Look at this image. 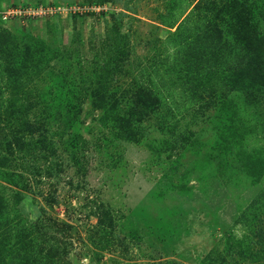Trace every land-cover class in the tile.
I'll use <instances>...</instances> for the list:
<instances>
[{
  "label": "rangeland",
  "instance_id": "374dc122",
  "mask_svg": "<svg viewBox=\"0 0 264 264\" xmlns=\"http://www.w3.org/2000/svg\"><path fill=\"white\" fill-rule=\"evenodd\" d=\"M231 1L264 16V0H0V264H264V91L248 107L234 89L254 73L264 86V56L225 35L222 60L188 57L206 26L238 22ZM24 6L43 14L2 17ZM104 60L124 68L110 90L158 98L139 142L87 90ZM22 104L40 131L21 126Z\"/></svg>",
  "mask_w": 264,
  "mask_h": 264
},
{
  "label": "trees",
  "instance_id": "16d2710c",
  "mask_svg": "<svg viewBox=\"0 0 264 264\" xmlns=\"http://www.w3.org/2000/svg\"><path fill=\"white\" fill-rule=\"evenodd\" d=\"M205 6H208L206 10L212 11L213 9H217V7L222 8L225 7V3L227 0H203ZM238 2L231 1V11L230 14H234L235 16L238 15V22L236 24H232L229 22L224 23L223 28L219 26H206L205 29V40L206 45L201 41L202 45L197 44L191 52L190 60L194 62H201L205 56V54L210 50L211 57L215 56L216 54L217 59L222 60L223 54H218L213 49V44L215 39L218 42L224 41L223 51L227 50L228 44V37L234 39V47L233 50L236 52L235 54H245L255 56L254 60L261 64V58L264 56V16H257L258 7L255 5L252 6H242L241 4H237ZM229 5V6H230ZM229 28V35L226 34V28ZM233 29V30H232ZM237 30V33L234 37V31ZM228 37H226V36ZM205 47H204V45ZM230 43V39H229ZM209 49V50H208ZM214 53V54H213ZM195 54H199V58H196ZM36 62V59L31 60ZM190 63V62H189ZM187 63V64H189ZM122 65H117L115 68L108 61H100L97 65L92 67V71H98V76L102 77V81L94 84L92 87H88V91L90 94L94 96V106L96 108L103 110V123L107 124L110 122V118H113V121L117 125L118 130L120 131L121 138L130 139L135 142H139L142 138L146 137V131H141L140 123L146 119H150L152 117V113L156 112L158 107L159 101L158 98L154 97L151 93V90L148 88H144L141 86L135 87L134 89L131 88H123L119 89L116 87L117 90L112 88L109 89L111 86L110 83L113 80V76L115 72L119 73L124 68ZM257 72L261 71L258 70V66L256 68ZM50 74H53L54 71H50ZM64 79L61 81V84L58 86L60 90L64 93L71 94L69 87H67V79L68 74L63 73ZM257 73L253 75H246V78L241 81L240 87L234 88L235 90L241 93V98H243V102L246 106L249 104H254V107L258 105L261 101V97H263L264 86L260 85V82L257 81ZM58 78V75H57ZM93 82V81H91ZM237 82H239L237 80ZM94 83V82H93ZM237 86V85H236ZM197 87H201V84ZM117 92V93H116ZM201 98H203L201 96ZM240 98V95L238 96ZM211 100H205L201 105V108L208 109L210 106ZM80 104L77 103L80 109ZM31 105V104H28ZM24 104L22 106H17L16 109L14 108V113L18 114V120L22 122L21 126H24V130L29 131H40L42 128L37 126L36 121H32L29 119V116H26L25 119L19 115L24 109V113L27 114L29 112L30 107ZM229 110L231 109L230 103ZM249 107V106H248ZM66 112L69 116H66L65 119V127H71L75 123L77 119V115L79 112L75 110L74 106L71 108H67ZM165 118L168 115H163ZM46 124V123H45ZM165 122H160L159 125L156 126V129H163L165 128ZM136 129V131H135ZM173 132V131H172ZM164 141L168 144L165 147H177L179 141H175L174 143H169V139H165ZM155 140L151 139L149 142L150 144L153 143ZM185 142L181 146H183ZM228 147V146H227ZM232 147V145H231ZM53 256H56L51 253Z\"/></svg>",
  "mask_w": 264,
  "mask_h": 264
},
{
  "label": "built area",
  "instance_id": "2783aa9c",
  "mask_svg": "<svg viewBox=\"0 0 264 264\" xmlns=\"http://www.w3.org/2000/svg\"><path fill=\"white\" fill-rule=\"evenodd\" d=\"M32 6H24V7H15V8H12L8 11H6L4 14H3V18L5 20H7L9 17H14V16H17V15H21L22 12H25V13H28L29 15L30 14H33L34 16L35 15H38V14H43V9H40L38 7H35V8H31ZM52 10L54 11V7H52ZM66 11H72L73 10H76L75 7L73 6H70L69 8L67 7V9H64Z\"/></svg>",
  "mask_w": 264,
  "mask_h": 264
}]
</instances>
